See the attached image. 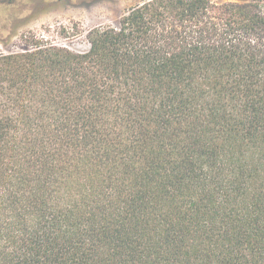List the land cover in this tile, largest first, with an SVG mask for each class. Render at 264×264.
<instances>
[{
    "label": "trees",
    "instance_id": "obj_1",
    "mask_svg": "<svg viewBox=\"0 0 264 264\" xmlns=\"http://www.w3.org/2000/svg\"><path fill=\"white\" fill-rule=\"evenodd\" d=\"M87 39L0 52V264H264V0Z\"/></svg>",
    "mask_w": 264,
    "mask_h": 264
},
{
    "label": "rangeland",
    "instance_id": "obj_2",
    "mask_svg": "<svg viewBox=\"0 0 264 264\" xmlns=\"http://www.w3.org/2000/svg\"><path fill=\"white\" fill-rule=\"evenodd\" d=\"M141 1L0 0V52L22 51L33 39L73 51L87 50L89 30L116 26L128 9Z\"/></svg>",
    "mask_w": 264,
    "mask_h": 264
}]
</instances>
